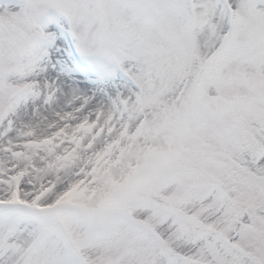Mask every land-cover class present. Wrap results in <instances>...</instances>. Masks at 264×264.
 I'll return each instance as SVG.
<instances>
[{"label":"snow or ice","instance_id":"obj_1","mask_svg":"<svg viewBox=\"0 0 264 264\" xmlns=\"http://www.w3.org/2000/svg\"><path fill=\"white\" fill-rule=\"evenodd\" d=\"M0 264H264V0H0Z\"/></svg>","mask_w":264,"mask_h":264}]
</instances>
